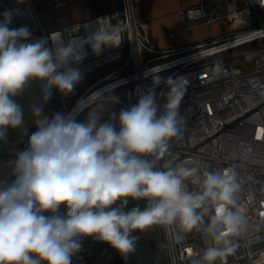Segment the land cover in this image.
I'll list each match as a JSON object with an SVG mask.
<instances>
[{
	"label": "clouds",
	"instance_id": "9594fccd",
	"mask_svg": "<svg viewBox=\"0 0 264 264\" xmlns=\"http://www.w3.org/2000/svg\"><path fill=\"white\" fill-rule=\"evenodd\" d=\"M12 19L11 10L0 19V141L20 129L27 145L16 156L13 178L0 180V264H73L85 237L127 257L139 239L134 233L154 225L175 226L177 242L202 231L214 242L204 250L207 264L233 253L232 238L248 223L234 170L156 167L183 134L188 80L168 77L162 106L151 87L117 112L116 85H106L68 113L45 114L54 90L68 96L82 81L85 48L98 55L119 46L122 26L98 19L87 38L32 40L27 26L10 27ZM34 81L44 104L31 109L36 130L30 132L18 97ZM189 180L195 190H188ZM130 200L137 203L128 209Z\"/></svg>",
	"mask_w": 264,
	"mask_h": 264
},
{
	"label": "built area",
	"instance_id": "2783aa9c",
	"mask_svg": "<svg viewBox=\"0 0 264 264\" xmlns=\"http://www.w3.org/2000/svg\"><path fill=\"white\" fill-rule=\"evenodd\" d=\"M70 1L73 0H0V17L11 10L13 19L27 26L34 39L51 34L54 39L53 33L58 30L65 39L87 38L94 30L91 25L98 27V19L122 26L119 46L104 47L98 55L90 47L85 48L87 55L78 65L83 79L74 92L89 73L123 59L126 51L127 61L117 71L92 83L78 101L106 85H116L114 91L126 88V97L120 98V108L114 109L119 112L135 104L139 92L155 87L162 106L164 94L168 92L164 81L168 77L186 78L189 83L180 105V113L186 117L183 134L173 138L156 167L158 170H163L165 164L173 168L196 167L201 172L233 169L240 184L238 203L248 223L241 236L232 238L237 245L235 251L217 258L214 264H264V0H240L238 9H228L224 14L220 9L224 3L229 8L227 0H199L182 8L186 20L215 22L227 17L235 24L212 41L166 52L153 47L147 33L143 36L137 31L141 23L136 20L135 9L128 0L118 9L115 21L106 14L48 29L45 25L48 7H61ZM246 45L251 48L237 50ZM144 50L150 53L148 57ZM247 55H251L250 67L244 58L242 63L235 60ZM166 56L171 57L160 61ZM129 65L132 71L120 74ZM60 95L65 101L66 96ZM186 183L189 191L195 190L190 180ZM139 203L144 206L143 201ZM158 227L161 245L153 256L155 264H207L203 259L204 250L214 246V242L202 231L194 230L185 234L182 242H177L175 226ZM122 259L121 253L109 244L85 237L81 252L73 257V264H121Z\"/></svg>",
	"mask_w": 264,
	"mask_h": 264
},
{
	"label": "crops",
	"instance_id": "0c3cea01",
	"mask_svg": "<svg viewBox=\"0 0 264 264\" xmlns=\"http://www.w3.org/2000/svg\"><path fill=\"white\" fill-rule=\"evenodd\" d=\"M49 2V0H47ZM95 0H73L61 7H48L45 25L48 29L58 28L72 22L83 21L94 15L92 3ZM199 0H135V12L140 25L146 27L147 34L153 47L166 52L181 46L197 47L198 45L212 41L225 32L232 29L234 21L231 18H223L215 22L201 20H186L182 8L196 4ZM214 2L216 0H209ZM111 7L117 11L121 6L116 0H110ZM133 6H134V1ZM222 4L220 12L224 14L228 9L234 11L240 6V0H227ZM163 55V54H162ZM171 56L161 57L160 60ZM42 95L41 85L37 95ZM45 114H48V103ZM33 107L34 101H33Z\"/></svg>",
	"mask_w": 264,
	"mask_h": 264
},
{
	"label": "trees",
	"instance_id": "16d2710c",
	"mask_svg": "<svg viewBox=\"0 0 264 264\" xmlns=\"http://www.w3.org/2000/svg\"><path fill=\"white\" fill-rule=\"evenodd\" d=\"M2 19V16L0 17ZM12 21H15L12 19ZM19 26H21L17 21H15ZM32 40H35L32 36ZM101 78V77H100ZM99 78V79H100ZM94 83V82H93ZM40 82H32L23 96L18 97L19 103L23 106L25 115V125L28 127L29 131H35V125L33 122V116L31 109L33 108V101L37 95V90L40 87ZM48 103V114L53 112H63L62 109V98L59 92L53 91V95ZM72 107V106H71ZM27 145V137H24L20 129H9L8 135L5 140L0 141V158L3 157L8 163H14L16 156L19 151L25 149ZM6 164V163H5ZM6 167V165H4ZM0 175V180H4ZM135 202L130 204L129 209L135 206ZM143 208V205H140ZM157 228L152 226L146 231L140 233L141 240L149 254L155 256L161 245L160 240H158Z\"/></svg>",
	"mask_w": 264,
	"mask_h": 264
},
{
	"label": "rangeland",
	"instance_id": "374dc122",
	"mask_svg": "<svg viewBox=\"0 0 264 264\" xmlns=\"http://www.w3.org/2000/svg\"><path fill=\"white\" fill-rule=\"evenodd\" d=\"M116 1L119 3V6L124 4V0H116ZM129 1H130V4H131V1H134V9H135V0H129ZM135 17H136V12H135ZM136 20H137V17H136ZM10 27L18 28L20 26L15 21H12ZM138 30H139V33L142 34L143 36L147 33L146 27H144L142 25L138 26ZM249 48H251V46L246 45V46H242V47L237 48V50L238 51H245V50H247ZM234 50H236V49H234ZM144 54H145L146 57H148V54H150V53H148L146 50H144ZM127 58H128V51H126L125 57L123 59L116 60V61L112 62L111 64L107 65L106 67H104L102 69H99V70H96V71H94L92 73H89L87 75L86 79L77 88V91L73 92L72 94H70L68 96H66L65 101L62 100L63 113H68L69 112V111H67L68 108L71 109L73 107V105L77 103V101L79 99V96L93 82L97 81L100 77H103L106 74L113 73V72L117 71L127 61ZM242 58H244L246 60V66L250 67L249 62L251 61V55H247L245 57H237L235 60L237 62H241L242 63V60H244ZM165 59H163V60H165ZM160 61H162V60H160ZM131 71H132V66L129 65V67L127 69H124L123 71H121L120 74H126V73L131 72ZM114 94L117 95L119 98H125L126 97V88L117 89V90L114 91ZM43 104H44L43 96L41 94L39 96L36 95V97L34 99V106L35 107L36 106H41ZM44 107H45V109H47V104H44L43 109H44ZM117 108H120V104L116 105L115 109H117ZM45 112H46V110L44 111V113ZM83 118H84L83 114H81L80 116L77 117V119H80V120H83ZM7 162L8 161H6L3 157L0 158V175L3 178H5V179H9V181H10L13 178L12 169H13L14 163L10 162V163L7 164ZM4 165H6V167ZM130 203H131V200H130L129 204ZM132 203H134V202H132ZM135 203H137V202H135ZM154 227L157 228L158 240H160V243H161V235H160L159 227H158V225H154Z\"/></svg>",
	"mask_w": 264,
	"mask_h": 264
},
{
	"label": "water",
	"instance_id": "95a60500",
	"mask_svg": "<svg viewBox=\"0 0 264 264\" xmlns=\"http://www.w3.org/2000/svg\"><path fill=\"white\" fill-rule=\"evenodd\" d=\"M92 8L96 16L110 14L113 20L118 18V13L113 11L110 0H95L92 3ZM134 234L139 237L136 248L134 252L127 254V257L123 256L121 264H155V259L147 252L141 240L140 233L137 232Z\"/></svg>",
	"mask_w": 264,
	"mask_h": 264
},
{
	"label": "bare ground",
	"instance_id": "6f19581e",
	"mask_svg": "<svg viewBox=\"0 0 264 264\" xmlns=\"http://www.w3.org/2000/svg\"><path fill=\"white\" fill-rule=\"evenodd\" d=\"M131 3H133L132 1H131ZM128 4L130 5V1L128 0ZM41 6V8H42V5H40ZM39 6V7H40ZM134 7V6H133ZM114 11V10H113ZM118 11V10H117ZM117 11H115V12H117ZM96 16V15H95ZM111 17V16H110ZM112 19V18H111ZM113 20V19H112ZM117 20V19H116ZM115 21V20H114ZM59 28V27H58ZM53 29H55V28H53ZM137 31L139 32V30H138V26H137ZM64 36V34L61 32V30H58V31H55L54 33H53V38H54V40L55 39H58L60 36ZM82 38V37H81ZM78 39V38H77ZM76 104H74L73 105V107L71 108V109H69L68 108V110L67 111H71L73 108H74V106H75Z\"/></svg>",
	"mask_w": 264,
	"mask_h": 264
}]
</instances>
